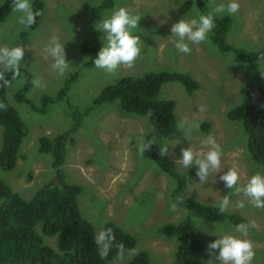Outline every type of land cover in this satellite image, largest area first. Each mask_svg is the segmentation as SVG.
<instances>
[{
  "label": "rangeland",
  "instance_id": "374dc122",
  "mask_svg": "<svg viewBox=\"0 0 264 264\" xmlns=\"http://www.w3.org/2000/svg\"><path fill=\"white\" fill-rule=\"evenodd\" d=\"M36 1L43 3L42 18L36 28L24 29L18 23L20 14L15 11H10L0 21V46L24 47L25 55L20 67L45 85L43 88L32 85L27 90V98L34 106H41L43 96L56 95L71 74L77 79L71 84L68 97L51 104L44 113L33 110L26 101L16 97L26 84L24 74L11 82L7 89L8 101L17 109L29 132L21 145L16 166L6 170L0 166L1 178L27 200L49 183L57 182L53 156L40 150V139L43 136L54 137L75 124L76 119L67 100L83 110L94 104L105 87L125 75L186 72L200 82L199 89L190 94L182 83L168 81L162 85L159 98L176 102L178 122L184 118L196 120L200 122V129L183 133L177 128L159 140L157 145H168L172 171L193 176V184L186 189V195L209 204H217L224 195H229L231 204L227 211L240 213L248 222H256V227L250 229L246 238L252 240L255 247L252 264H264V209L253 207L248 198L234 194L219 179L230 168L240 172L241 185L254 174L264 175V165L256 163L249 152L248 135L242 122L228 117L229 111L243 99L242 88L257 75L264 78V60L244 61L234 50L223 49L219 41L212 39L214 28L209 36L212 45H190V55L175 48L171 26L182 18L195 16L197 12L207 14L210 10L208 0H114L112 6L97 11L93 22V7L103 0H31L32 3ZM3 2L0 0V6ZM215 2L220 3L221 0ZM239 3L237 14L215 18L225 30V24L229 22L224 42L243 48V52H262L264 0H239ZM118 7H126L141 16L139 28L133 32L141 38V55L133 67L122 66L110 76L95 67L93 60L98 54L88 48L92 46L94 37L100 49L104 45L105 33L95 26L110 17ZM53 36L65 43L66 59L70 62V68L63 77L52 70V58L45 51ZM85 43L89 46L86 49L83 48ZM205 121L212 122L208 132L202 128ZM154 129L149 115L126 110L120 100L109 101L95 105L84 116L73 134L75 144L69 143L67 147L62 171L70 183L83 187L79 196L80 209L94 225L96 234L105 229L107 220H112L136 237L134 250L123 260L115 258L112 264H128L140 251L149 253L151 264H173L175 260L179 238L158 229L167 223L180 222L188 210L184 206L171 209L170 194L174 190L175 179L161 169L155 158L141 156L137 151V140L142 138L146 141ZM3 134L4 127L0 126V151ZM208 135H213L223 150L221 171L210 174L208 181L201 183L196 174L197 166L185 169L175 161L182 157V148L192 146L200 150L201 140ZM239 201L244 202V207H237ZM194 220L205 243L204 264H219L215 258L219 250L210 255L207 246L218 238L216 234L239 236L235 232L236 225L229 218L212 222L194 216ZM44 239L51 246H56L55 237L45 235Z\"/></svg>",
  "mask_w": 264,
  "mask_h": 264
},
{
  "label": "trees",
  "instance_id": "16d2710c",
  "mask_svg": "<svg viewBox=\"0 0 264 264\" xmlns=\"http://www.w3.org/2000/svg\"><path fill=\"white\" fill-rule=\"evenodd\" d=\"M13 0H4L0 6V21L12 10ZM114 0H103L93 7L91 21L95 19L98 10L110 7ZM33 10L42 12L43 3H32ZM186 5L185 7H187ZM41 16L36 17V23L29 28L34 29L39 24ZM216 26L212 34L213 41L225 50H234L244 61H262L264 51L257 53L243 52V48L228 45L224 42V35L228 31L227 22L221 26L215 19ZM84 44V49L88 48ZM98 54L100 50L97 38L92 40L88 48ZM2 70V68H0ZM20 67L21 75L26 78L25 86L16 96L21 101H26L33 110L47 112L51 104L64 100L69 95L71 84L77 77L71 74L65 85L56 95H44L41 106H34L27 98V90L31 88L34 77ZM6 78L11 79V73H6ZM20 78V77H19ZM18 79V78H17ZM168 81L182 83L188 93L192 94L201 87L198 80L189 73L181 71L148 72L143 76L125 75L105 87L96 97L94 104L80 110L69 100L76 122L63 133L54 137L43 136L40 150L50 152L53 156V166L57 170V182L49 183L30 199L20 196L0 176V264H112L117 258V245L123 243L126 250H134L137 245L136 237L122 229L112 220H107L105 230L111 229L115 241L106 258L99 255V247L95 244L96 235L94 225L82 213L79 205V196L83 187L67 181L62 166L66 161L67 147L74 145L73 134L78 130L84 116L95 105L109 101L120 100L121 105L128 111L139 115H149L155 129L147 136L145 142L155 140L144 156L155 158L164 172L171 174L175 179V187L170 194V200L176 206H184L188 210L187 216L178 223H167L158 230L168 236H177L180 240L173 264H204L205 243L197 231L194 216L220 222L229 218L235 225L248 222L243 215L228 211L221 214L217 204H209L199 199L186 195V189L193 184V176L172 171L168 155L160 156V147L157 142L165 139L177 130L176 102L173 99H160L159 93L162 85ZM13 82V81H12ZM8 86L0 81V103L6 109H0V126L4 127L3 143L0 151V166L2 169H12L16 166L19 152L24 138L28 135V127L17 109L12 106L7 98ZM243 99L241 103L228 113L229 119L241 121L248 135L249 152L253 160L264 165V80L257 76L242 88ZM211 121L202 124L204 131L208 132ZM56 238V246L45 242L44 236ZM129 252L126 251L127 255ZM128 264H151L148 252L140 251Z\"/></svg>",
  "mask_w": 264,
  "mask_h": 264
},
{
  "label": "clouds",
  "instance_id": "9594fccd",
  "mask_svg": "<svg viewBox=\"0 0 264 264\" xmlns=\"http://www.w3.org/2000/svg\"><path fill=\"white\" fill-rule=\"evenodd\" d=\"M208 4L210 10L207 14L197 12L195 16L189 19L182 18L171 26L172 36L174 37L172 43L181 53L190 55L192 52L190 45L201 43L212 45L209 36L215 27V18L224 14L235 15L240 10L239 0H221L220 3H216L215 0H208ZM11 7L13 11L20 14L18 23L24 29L35 24L36 17L42 15L41 11L33 10L31 0H13ZM140 19L139 14H133L126 7H118L113 10L110 17L102 19L95 26L105 33L103 37L104 45L93 60L96 68L102 69L108 75L113 76L122 66L127 68L134 66L141 55V38L139 35L133 34L134 30L139 28ZM64 44L60 42L58 37L53 36L45 49L47 55L52 58V70L60 77H63L70 68V62L66 59ZM24 55L25 49L22 46H0V65H2L0 81L5 86H10L12 81L21 76L20 65ZM259 59L264 60V57ZM6 73H11V79L6 78ZM32 84L37 88L45 86L39 78L34 79ZM6 107L5 104L0 103V109H6ZM177 128L183 133H191L193 130L198 131L200 129V122L196 120L189 121L184 118L178 122ZM153 143H155V140L148 142H145L142 138L137 140L138 153L143 156ZM200 143V150L192 146L182 148V157L176 160L175 163L185 169H189L194 165L197 166L196 174L201 183H204L208 181L210 174L221 171L223 150L213 135L203 138ZM168 151V145L161 144L160 156H165ZM219 179L224 182L226 188L233 190L234 194H243L248 198L253 207L264 209V175L254 174L247 180L246 184L241 185L240 172L236 168H230L220 175ZM230 204V196L224 195L217 203L219 212L221 214L226 212ZM170 207L175 210L176 204L172 203ZM237 207H244V202H237ZM255 227V221L241 222L235 226V232L239 233V236L228 233L216 234L218 238L207 246L209 254L215 255L218 249V255H215V258L219 261V264H252L256 255L255 247L252 240L246 237L250 229ZM114 241L115 236L111 229L98 231L94 242L99 247L101 258L108 256ZM117 249V258L120 260L124 259L126 251L130 254V250H126L123 243L117 245Z\"/></svg>",
  "mask_w": 264,
  "mask_h": 264
},
{
  "label": "bare ground",
  "instance_id": "6f19581e",
  "mask_svg": "<svg viewBox=\"0 0 264 264\" xmlns=\"http://www.w3.org/2000/svg\"><path fill=\"white\" fill-rule=\"evenodd\" d=\"M229 212V211H228ZM230 213H234V212H230ZM240 214V213H239ZM244 217V216H243ZM234 224V223H233ZM235 225V224H234Z\"/></svg>",
  "mask_w": 264,
  "mask_h": 264
},
{
  "label": "crops",
  "instance_id": "0c3cea01",
  "mask_svg": "<svg viewBox=\"0 0 264 264\" xmlns=\"http://www.w3.org/2000/svg\"><path fill=\"white\" fill-rule=\"evenodd\" d=\"M57 171V170H56ZM67 177V176H66ZM67 181H68V179H67ZM69 182V181H68Z\"/></svg>",
  "mask_w": 264,
  "mask_h": 264
}]
</instances>
